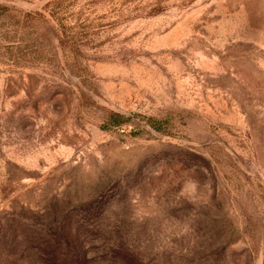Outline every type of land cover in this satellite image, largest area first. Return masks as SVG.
Instances as JSON below:
<instances>
[{
    "label": "rangeland",
    "instance_id": "374dc122",
    "mask_svg": "<svg viewBox=\"0 0 264 264\" xmlns=\"http://www.w3.org/2000/svg\"><path fill=\"white\" fill-rule=\"evenodd\" d=\"M0 264H264V0H0Z\"/></svg>",
    "mask_w": 264,
    "mask_h": 264
},
{
    "label": "trees",
    "instance_id": "16d2710c",
    "mask_svg": "<svg viewBox=\"0 0 264 264\" xmlns=\"http://www.w3.org/2000/svg\"><path fill=\"white\" fill-rule=\"evenodd\" d=\"M1 245H2V248H1L2 252H5V253L10 254V255L15 253L16 246H15L14 240H7L5 242V244L1 243Z\"/></svg>",
    "mask_w": 264,
    "mask_h": 264
}]
</instances>
